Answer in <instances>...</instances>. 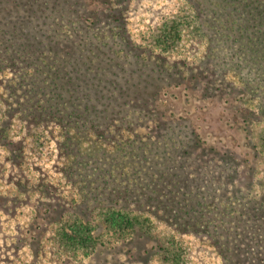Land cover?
Instances as JSON below:
<instances>
[{
  "label": "trees",
  "instance_id": "obj_1",
  "mask_svg": "<svg viewBox=\"0 0 264 264\" xmlns=\"http://www.w3.org/2000/svg\"><path fill=\"white\" fill-rule=\"evenodd\" d=\"M131 1L0 0V211L14 218L21 207L32 209L10 236L16 252L28 249V264H39L54 240V252L95 257L97 264H154V255L186 264L181 246L155 241V216L180 233L209 235L223 264H264V190L241 208L226 199L232 205L226 211L224 200L211 197L208 206L218 211L211 218L194 199L210 193L203 190L207 180L191 176L209 163L238 177L239 156L217 145L237 132L238 146L249 149L245 165L255 170L261 146L252 138L254 124H261L264 141V0H184L181 14L160 28L153 45L163 51L182 28L208 42L203 88L194 85L202 69L186 73L154 46L143 51L133 42L126 21ZM252 87L256 103L247 97ZM212 89L232 107V116L218 117L232 132L227 136L194 117ZM50 142L57 173L77 198L61 196L29 162ZM220 175L210 181L211 194L226 191L220 182L237 194L235 180ZM180 195L199 204L181 206ZM158 199L166 201L164 216ZM105 231L121 239L117 246L101 240Z\"/></svg>",
  "mask_w": 264,
  "mask_h": 264
},
{
  "label": "rangeland",
  "instance_id": "obj_2",
  "mask_svg": "<svg viewBox=\"0 0 264 264\" xmlns=\"http://www.w3.org/2000/svg\"><path fill=\"white\" fill-rule=\"evenodd\" d=\"M184 7V0H132L127 12V27L133 42L136 45L140 46L143 51L153 49L154 46L155 53H162L160 55L167 57L169 65L177 63L184 72L187 73L189 71V74H197L196 72L198 69H202L201 71L205 69L206 72H204L205 70L203 72L198 71L201 83L198 82L197 84H194L195 82H193L195 86L197 85L200 88H203L205 82L208 80L207 77H204V74L209 75L208 72L211 69V64L208 63H205V67L200 66V64L203 62V59L206 58V55L208 54L207 41H201L200 37H197V35H193L189 29L182 28L180 37L175 43L172 44L171 48L168 51H163L161 48L153 45L155 36L159 32L160 28L163 27V25L167 24L171 19L177 18L178 15L181 14ZM192 67L194 69L190 72ZM182 75L185 76L183 73ZM212 90L213 91L211 93V97L205 98L204 100L202 99L201 101L196 103V110L198 109V112L194 117H196L197 115L203 116L205 124H202L204 127H206V124H209L212 130L218 132L219 134H226L227 136L232 132H229L227 128L222 125V121H220L221 119H219L218 117L221 113H224L229 117L232 116V107H226L222 105V103L218 101L217 90ZM246 90L248 91L247 97L254 98V102L256 103L258 98L255 93L256 90H253V87L252 89H250V91L248 89ZM162 104H164V106L171 105L173 108L177 109V106H174L172 104L166 102H162ZM202 108H204V113L201 112ZM193 123L196 125L198 121L194 120ZM260 125L261 124H254L252 127V138L257 145L261 146V151L258 152L259 157L254 159L256 161L251 158V161H254L255 163V170L252 173L248 171L244 159L245 153L247 154L249 149L243 150V148H241L242 146H238L241 139L238 132L236 139H232V137H229L227 139L225 138L224 141H221V143H217V145L220 147L224 146V150H227L229 148L232 152L239 156V160H237L240 163V166L238 165V169L240 168V170H238L237 172L238 177H236L235 179L234 177L232 179H229V174H231L230 170H226L221 167L219 168L218 166L213 164L209 165V163L208 169V165H204L202 172L198 170L191 173L192 177H196L197 179L205 178V180H207V184H205L206 186L203 184V190L208 189L210 190V193L204 194L203 197H199V200L197 198L194 199L202 202L201 210L209 211V217L212 218L218 212L215 211V208H209L208 206V203H211V197L213 196H217L224 200L219 201V203L221 204L223 211H226L229 208V206L225 204L226 199L230 198V201L232 204H234V206L237 205L239 208H241L244 206V203L248 201V199L252 197H254L255 199L258 198V192L264 190V141H262L258 137L259 134L262 133L258 130ZM219 129H221L223 133L220 132ZM169 133H171V131H169ZM29 156V162L31 161L34 165H37V167L39 166V172H44L45 175L48 174V179L55 183V185L59 188V191H61V196H65L66 198L71 195L72 197L77 198V196L72 193L73 188H71L69 183L63 180L59 173H57V167H59L60 165L58 164L59 161L57 159V150L53 142L46 144V151H44L43 155H41L40 157H36V154H30ZM196 159L197 158H191L192 161H195ZM192 163L193 165L191 164V169H194L195 162ZM198 163L200 164L199 160ZM218 163L220 164L221 161L218 160ZM207 173L208 176H206ZM222 173L223 175L227 176L226 180H235V190H239L237 194L231 190L230 185L226 186L221 182L220 184L225 187L226 191L220 189V191L217 192V195H215L216 192L211 194V190H213L211 182H217V180L221 177L220 174ZM213 178L215 179L213 180ZM249 181H253L252 186L255 187L251 190L252 193L251 191H249L251 189H249L248 186ZM162 197L164 200V196ZM179 198L181 206L187 204H199L197 202L187 201L183 199L181 195ZM188 198L190 197L188 196ZM165 203L161 202V200L159 199L156 202V204L160 205L159 211H157L159 212V216H164L165 214ZM231 207L232 205H230L229 209H231ZM152 210H154L153 207ZM231 214L232 216L234 214L237 215V212L234 211L233 214V211H231L229 216H231ZM31 215L32 209L29 206L21 207L18 211V214L14 218L11 216H7L2 211H0V264H28L30 262L32 256L29 250L21 249L17 250L16 252V247L13 241H11L10 236L14 232V226L18 223H26L30 219ZM225 215L227 216V213ZM150 218L152 223L151 233L158 245L163 246L169 242H175L176 244L181 246L184 249L187 257L186 264H223L220 255L213 246L211 237L206 233H180L178 231H175L173 227L169 225L165 220L157 218L155 216H152ZM52 232L53 231H49L47 237H51L53 235ZM102 233L103 234L101 235V240L108 242L109 244L117 246V244L121 241V239L118 237L109 236L106 231ZM53 244L54 240L52 242L48 241V244L45 245L44 252L41 256V262H39V264H62L65 259H68L67 257H69V264H97L101 262H97V258L95 257L84 256L83 254H73L68 256L65 253H56L52 250ZM99 258H104V256L99 255ZM153 263L166 264L164 263L161 256L155 255L153 257Z\"/></svg>",
  "mask_w": 264,
  "mask_h": 264
}]
</instances>
